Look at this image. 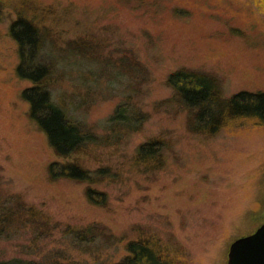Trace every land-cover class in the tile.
<instances>
[{"label":"rangeland","instance_id":"374dc122","mask_svg":"<svg viewBox=\"0 0 264 264\" xmlns=\"http://www.w3.org/2000/svg\"><path fill=\"white\" fill-rule=\"evenodd\" d=\"M56 1L47 17L60 30L44 56L53 64V99L72 119L108 135L100 146L112 153L116 167H127L120 154L131 155L155 136L166 141L163 166L144 172L133 166L120 184L98 183L107 193L105 205L89 202L83 182L48 178L46 166L57 157L19 96L30 83L14 74L15 44L6 33L13 15L7 8L0 21V259L115 264L124 243L144 234L178 242L185 264H226L229 244L264 220V127L245 120L212 137L189 132L184 113L164 101L172 93L166 76L184 66L215 75L224 97L264 91V5ZM77 38L80 53L70 42ZM127 96L146 114L134 134L133 124L106 123ZM94 159L95 166L104 165V156ZM39 217H47L49 226L41 220L37 225ZM90 222L113 235L85 245L63 232L67 224Z\"/></svg>","mask_w":264,"mask_h":264},{"label":"trees","instance_id":"16d2710c","mask_svg":"<svg viewBox=\"0 0 264 264\" xmlns=\"http://www.w3.org/2000/svg\"><path fill=\"white\" fill-rule=\"evenodd\" d=\"M55 1L47 3L45 0H0V21L4 20L5 11L10 8L13 17L6 27V33L15 44L17 60L14 74L20 80L30 83L21 89L19 96L28 105L26 111L28 120L43 132L49 147L57 157L46 166L48 178L52 181L68 179L83 182L86 184L85 195L89 202L105 205L106 191L95 186L104 182L107 185L122 183L126 172L133 171V166L143 172L152 168L159 169L163 166L160 156L163 154L166 141L155 136L140 142L133 148L131 155H127L128 152L119 155L123 158L122 161L127 163V167H116L111 160L112 153H106L100 146L108 142V135L99 136L92 127L72 119L61 102L53 99L51 92L53 64L44 56H48L47 51L52 38L60 30L55 29L47 17L49 10L58 6L53 4ZM259 1L264 5V0ZM78 39L70 41L76 53L82 52ZM166 84L172 93L164 100L165 103L173 104L179 112L184 113L185 125L191 133L212 137L223 127L230 124L242 125L245 120L264 127L263 90H240L224 97L215 75L184 66L170 71L166 76ZM130 98L127 96L116 105L106 123L133 124L134 134L142 128L146 114L140 107L134 108ZM96 155L104 156L105 159L102 160L104 165H94ZM155 158L158 162L151 161ZM148 162L150 164L146 165ZM40 220L43 226H49L50 220L47 217L36 219L37 225L40 224L38 223ZM1 222L0 219V224ZM34 229L38 230L39 234L43 233L38 227ZM63 232L77 243L85 245L92 244L98 236L107 240V236L109 239L113 235L96 222L67 224ZM180 247L178 242L164 241L157 235L138 234L124 243L125 253L115 264H185L179 258ZM0 264H62V262L11 258L0 259ZM63 264L73 263L68 261Z\"/></svg>","mask_w":264,"mask_h":264},{"label":"water","instance_id":"95a60500","mask_svg":"<svg viewBox=\"0 0 264 264\" xmlns=\"http://www.w3.org/2000/svg\"><path fill=\"white\" fill-rule=\"evenodd\" d=\"M226 264H264V220L253 232L229 244Z\"/></svg>","mask_w":264,"mask_h":264}]
</instances>
